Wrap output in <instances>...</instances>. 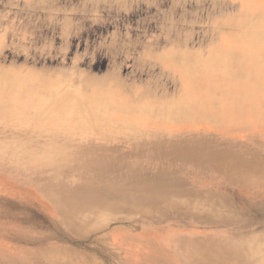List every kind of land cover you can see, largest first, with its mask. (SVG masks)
Returning a JSON list of instances; mask_svg holds the SVG:
<instances>
[{"label": "bare ground", "instance_id": "bare-ground-1", "mask_svg": "<svg viewBox=\"0 0 264 264\" xmlns=\"http://www.w3.org/2000/svg\"><path fill=\"white\" fill-rule=\"evenodd\" d=\"M0 2L17 9L16 12L0 10L6 13L7 19L25 14V18L19 21H6L8 24H4L5 22L0 19V30L6 28L9 32L7 34L4 30L5 32L0 33L1 117L28 115L29 113L20 110L23 105L25 110L33 108L35 113L45 111L78 120L94 110L107 107L126 108L136 103L139 115L148 116L164 124L175 121L183 124L193 123L232 135L253 134L264 138V0H0ZM142 5L150 7L142 9ZM102 14L106 17L113 14V17L102 18L100 17ZM76 16L83 18L78 19L75 18ZM85 16L87 19L84 18ZM152 22L155 23L154 27L151 26ZM96 23H99L97 27L101 30L99 40L96 42L100 46L98 47L101 51V56L98 55L100 59L97 60L98 57L86 49L83 53L85 58L77 60L66 56L68 46L77 43L78 37L82 39L79 34L81 28ZM121 29L124 30L123 36L120 35ZM104 30L107 31V41ZM9 37L19 39L15 49L14 47L10 49ZM55 37H62L64 43L61 46L64 61H59L60 66L52 64L56 52ZM182 37L187 40L181 39ZM42 38L47 42V46L36 47ZM84 41L82 39L78 43L83 45ZM29 42L34 43V47ZM5 52L15 55L16 59L7 58ZM19 55H24L25 58L22 60ZM35 59H43V65L29 67L28 63L40 64ZM119 61H129L131 69L120 72ZM94 67L97 69L93 71ZM16 89L21 93H27L28 99L25 100L20 95L11 97L10 92ZM61 119L66 118L57 117V120ZM260 152L264 154L262 150ZM201 156L206 157V162L194 163ZM215 156V152L211 150L202 148L192 150L185 159H180L188 168L197 166L199 169L197 173L184 172L180 179L182 177L190 179L188 185L192 184V180H200L203 178L202 174L205 176V173L211 170L210 167L216 169L210 163ZM230 162L233 172L226 177L232 178V181L242 180L249 175H262L261 168L254 169L249 166L244 157L235 155ZM75 166L79 165L76 163ZM174 175L177 177L176 174ZM130 177L135 178L132 175ZM180 179H176L178 181H175L172 191L169 192L166 189L140 187L141 185L136 187L133 184L136 187L131 185L134 189L121 191L103 188L99 190L100 195L92 193L89 196L90 201L94 200V202L103 198L100 204V211H104L103 214L106 211L114 213L117 209L126 210L145 204L155 206L148 214L149 219L146 218L143 232L134 237L132 242L124 241L121 246L129 263L158 264L161 262L155 259L158 254L161 256L160 259L167 261L168 264H264V236L236 239L216 237L217 231L220 230L209 227L220 221H215L210 215L201 211L202 206L199 201H202V193L193 190L198 189L197 184L193 185L191 191L186 192ZM80 182L79 184L82 185L83 181ZM48 184L51 186L50 182ZM51 184L53 187L52 181ZM62 186L64 187V184ZM44 187L46 186H41ZM62 189L50 188L45 193L55 197ZM67 191L66 189L64 194ZM79 197L81 199V196ZM107 198L111 201H107ZM158 204L163 207H159ZM195 206L201 211L196 215L205 219L202 224L196 225L194 218L189 215L178 219L176 227L184 228L169 233L170 239L158 238L155 223L157 220L167 217L175 219L187 212L190 214ZM100 215L101 212L95 213L96 217ZM3 255L1 251L0 256ZM5 256L10 257L11 261L17 264L25 257L29 258V255L16 252H7Z\"/></svg>", "mask_w": 264, "mask_h": 264}, {"label": "rangeland", "instance_id": "rangeland-1", "mask_svg": "<svg viewBox=\"0 0 264 264\" xmlns=\"http://www.w3.org/2000/svg\"><path fill=\"white\" fill-rule=\"evenodd\" d=\"M137 3L135 5H138ZM141 7L142 9L143 7L147 9L150 6L142 5ZM0 10L17 11L15 7L3 5L1 2ZM20 15L7 19L6 13L0 12V19L5 22L4 24H8L6 21L12 20L16 22L21 18H25V14ZM87 15L89 16L88 13ZM111 15L107 16L113 17V14ZM100 17L105 18L106 16L102 14ZM75 18L80 19L83 17L76 16ZM84 18L87 19L86 16ZM98 24L96 23V25L84 29L81 28L79 34L85 40L84 44L78 43L79 40H82L78 37L77 43L74 42L68 46L66 56L77 60L85 58L83 53L84 49H86L93 52L98 57L97 60H99L101 51L98 50L100 46L96 42L99 40L98 37L101 30L97 27ZM151 26L154 27L155 23L152 22ZM4 30L7 34L9 33L6 28L1 29L0 33L5 32ZM121 31L120 35L123 36L124 30L121 29ZM23 33L26 34V31L23 30ZM93 33L97 34L94 35ZM104 34L106 35L105 41H107V31L104 30ZM58 38H54L56 52L53 62L50 60L56 66H60L59 61H64V56L61 53V46L64 44L63 38ZM181 39L187 40L185 37ZM18 40L17 37H9L11 42L10 49L16 48ZM29 43L31 44V42ZM33 44L31 45L34 47ZM26 45L29 46L28 43ZM44 46H47V42L42 38L38 41L36 47L41 48ZM5 54L7 58H15V55L11 53L5 52ZM18 57L22 60L25 58L24 55H19ZM35 60L36 62L38 60L40 64L28 63V66L37 67L43 65V59ZM130 66L131 63L129 61L118 62L120 72L129 71L131 69ZM95 69L97 67L92 68L93 71ZM9 95L11 97L20 95L25 100L29 97L27 93H21L18 89L11 91ZM137 109L136 103L119 109L107 107L91 111L76 120L61 114L57 116L49 114L43 110L41 113H35L33 108L32 110H25L22 105L20 110H23L24 113H29L28 115L0 116V252L2 251L4 254L0 256V264H17L11 261L10 257L5 256L7 252L29 255V258L25 257L18 264H130L121 246L125 243L124 241L132 242L134 237L143 232L146 218L149 219L148 214L155 206L145 204L140 207L133 206L126 210L117 209L114 213L106 211L103 214L104 211H100V204L103 198H100L101 200L96 199L97 202H94V200L90 201L89 196L92 193L100 195L99 190L103 188L122 191L134 189L140 185V187H155L156 189H166L168 192L172 191L175 181L177 182L180 176L184 175V172H187L186 174H189V171L197 173L199 169L197 166H193L190 169L181 159H185L191 154L192 150L201 148L215 152L216 156L211 159L210 163L216 169L210 167L211 172H203L205 176L202 174L203 178L192 180L190 185H188L190 179L187 180V178L184 179L182 177L180 181L186 192L191 191L194 187L193 185L197 184L196 188L198 189L193 190L197 191V193H202V201H199L202 206L201 211L210 215L215 221H220L209 228H218L220 231H217L218 233L215 236L219 238L236 239L238 237L254 238L256 235L264 236V154L260 152L261 150L264 152V138L253 134L232 135L222 130H214L210 127L193 123L183 124L175 121L164 124L148 116L146 118L139 115ZM57 117L66 119L57 120ZM41 124L43 125L42 127ZM72 131L75 132L73 133ZM133 134H135L134 137ZM176 141L180 142L177 143ZM212 146L214 147L212 148ZM113 150L114 152L112 153ZM229 153L230 155H227ZM155 154H160L161 157L155 156ZM235 155L244 157L248 165L254 167V169L261 168L262 175H249L242 180L236 179V181H232V178H227L226 175L233 172V166L230 161ZM167 157L168 159L166 160ZM205 159L206 157L204 156L198 157L194 163L203 164L207 160ZM28 163L30 164L28 165ZM76 163L79 166H75ZM68 165H70V168ZM79 167L81 170H79ZM114 175L116 176L115 178ZM129 175L135 176V178ZM44 177L46 181H44ZM50 180L53 182V187ZM80 181H83L82 185L79 184ZM49 182L51 186H49ZM62 184H64V187ZM76 185H78V189ZM41 186L46 187L41 188ZM68 186L70 187L68 188ZM50 188H65V191L62 189L57 196L52 197L45 193ZM85 188H88V190H85ZM66 189L68 191L64 194ZM61 193L63 195H60ZM79 196H81V199ZM61 198L64 199L62 200ZM109 200L107 198V201ZM87 202L90 203L88 204ZM95 203L98 204L96 205ZM84 206L85 208H82ZM158 206L163 207L159 204ZM191 211L192 213H183L175 219L167 217L157 220L155 223L158 238L168 237L170 239L169 233L179 228H184L179 225V227H176L178 219L189 215L194 218L196 225L202 224L205 219L196 215V213L201 212L198 207L196 208L195 206ZM97 212H101L98 217L95 216ZM72 223H75V226ZM155 244L159 247L161 246L159 243ZM134 251L138 252L136 249ZM160 257L158 254L155 256L156 260L159 259L157 262L161 261L158 264H168L167 261L162 258L161 260Z\"/></svg>", "mask_w": 264, "mask_h": 264}]
</instances>
